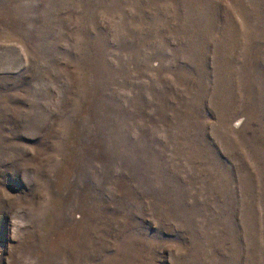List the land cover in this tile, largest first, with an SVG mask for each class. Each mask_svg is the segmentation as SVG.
Returning <instances> with one entry per match:
<instances>
[{
    "label": "rangeland",
    "instance_id": "obj_1",
    "mask_svg": "<svg viewBox=\"0 0 264 264\" xmlns=\"http://www.w3.org/2000/svg\"><path fill=\"white\" fill-rule=\"evenodd\" d=\"M0 264H264V0H0Z\"/></svg>",
    "mask_w": 264,
    "mask_h": 264
}]
</instances>
